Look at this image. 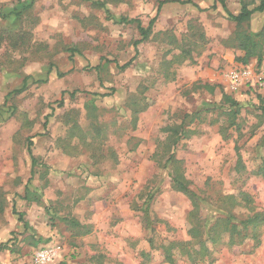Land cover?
<instances>
[{
    "label": "rangeland",
    "instance_id": "rangeland-1",
    "mask_svg": "<svg viewBox=\"0 0 264 264\" xmlns=\"http://www.w3.org/2000/svg\"><path fill=\"white\" fill-rule=\"evenodd\" d=\"M161 1L171 3L147 39L121 22L146 28ZM223 1L233 15L261 2ZM0 8L25 11L0 20V246L10 247L0 264H37L43 250L46 264H167L150 240H188L192 210L171 186L173 171L205 198L208 224L249 215L233 206L242 193L264 214V91L229 78L264 69V11L238 25L216 0H0ZM241 31L261 34L260 62L242 61ZM259 239L219 246L212 264H264V226ZM175 264L190 263L179 255Z\"/></svg>",
    "mask_w": 264,
    "mask_h": 264
},
{
    "label": "trees",
    "instance_id": "trees-1",
    "mask_svg": "<svg viewBox=\"0 0 264 264\" xmlns=\"http://www.w3.org/2000/svg\"><path fill=\"white\" fill-rule=\"evenodd\" d=\"M216 2H219L223 11L227 14L228 19L235 22L236 24H244L246 23L252 14L256 12H263L264 11V0H261L258 7L249 10L247 7L243 6L240 10V13L238 15L231 14L227 7L225 6V3L223 0H216ZM171 3L170 1H161L158 4L156 16L152 18L147 27H143L141 23L138 20H132L124 18L121 20L122 23L125 24H135L136 28L139 32V35L141 36L142 41L147 39L150 36V33L153 29V26L157 20V16L160 12V9L163 5ZM188 2H182L181 4H186ZM96 4L100 8H104V4L100 2H96ZM27 8H23V10H26ZM211 9H215V4L212 6ZM4 10L0 8V20L1 21H7L9 19L17 20L22 16V14L25 11H19L17 8H14L10 10L7 13L3 12ZM106 12V10H105ZM7 33H10L8 29H6ZM3 34L0 33V35ZM5 34V33H4ZM261 34H253V33H246L244 31H241L238 33V49L245 52V56L242 61L245 60V58H251V57H257V61H261L260 51L258 49V42L257 39L260 38ZM20 38V37H19ZM1 39V36H0ZM139 42H136L138 44ZM1 44V40H0ZM68 53H70L71 57L78 53V50L76 48H68L66 50ZM129 62L127 64H124L122 66H117L120 71H124L129 67ZM98 67H95L94 70H98ZM27 86V78L24 80L23 88ZM75 94V93H73ZM72 94V95H73ZM229 104L232 107H237V103H235L233 100H230ZM143 108H138V111H142ZM176 142V140L174 141ZM173 142V144H174ZM32 145V138L28 139V152L31 156V150L30 147ZM173 157L167 158L165 161L164 167H166L167 162H173ZM32 164L36 165L37 160L31 156ZM262 176L264 177V167L262 168ZM171 186L174 190L177 192L182 193L186 198L190 201V204L192 205V210L188 213L187 220L189 223V227L187 229V236L188 240L185 241H171L166 244H159L158 246L153 245V241L150 240V244L152 249L161 251L162 256L164 257V262L167 264H175L177 256L185 257L186 260L190 264H212L214 260L211 258L214 252L217 251V249L222 246H228L232 247L235 245H242L245 241L249 240L255 243V246L258 247L260 245V230L261 227L264 226V214L259 212H253V208L251 206L252 199L247 194H240L238 197V201L233 206H238L241 209H246L249 211V215L245 217H236V214L233 212H228L225 216L217 217L215 220H213L212 224H208L200 215L201 205L204 202V197L201 196V194H198L197 192L191 190L189 188L190 183L186 181L182 174H180L178 171H173L171 174ZM27 192V190H26ZM28 198L31 193H26V198ZM235 198L230 196L226 197L225 200L227 201H233ZM151 201V196L148 198L147 206L149 205ZM148 209V208H147ZM146 209V211H147ZM14 211V210H13ZM14 214L18 217V221L23 223V226L25 229H27V223L23 219V216L19 213H16L14 211ZM227 237V238H225ZM6 247V248H5ZM10 247L8 246H0L1 250H7ZM142 259L147 260L149 258V254L142 253L141 254ZM120 264V263H116Z\"/></svg>",
    "mask_w": 264,
    "mask_h": 264
},
{
    "label": "built area",
    "instance_id": "built-area-1",
    "mask_svg": "<svg viewBox=\"0 0 264 264\" xmlns=\"http://www.w3.org/2000/svg\"><path fill=\"white\" fill-rule=\"evenodd\" d=\"M229 78L236 86L238 84H245L253 88H258L264 91V69H261L258 73H255L250 68H241L229 74ZM52 254L48 250L40 251L35 256V262L37 264H46L50 262Z\"/></svg>",
    "mask_w": 264,
    "mask_h": 264
}]
</instances>
